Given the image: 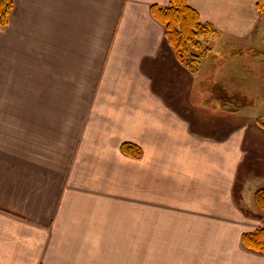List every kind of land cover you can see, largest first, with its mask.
Instances as JSON below:
<instances>
[{"label": "crops", "instance_id": "obj_1", "mask_svg": "<svg viewBox=\"0 0 264 264\" xmlns=\"http://www.w3.org/2000/svg\"><path fill=\"white\" fill-rule=\"evenodd\" d=\"M13 1L0 32V264H264L242 244L264 221L235 193L258 136L239 126L213 141L166 102L189 82L151 13L170 0ZM188 2L231 39L264 26L257 0Z\"/></svg>", "mask_w": 264, "mask_h": 264}, {"label": "rangeland", "instance_id": "obj_2", "mask_svg": "<svg viewBox=\"0 0 264 264\" xmlns=\"http://www.w3.org/2000/svg\"><path fill=\"white\" fill-rule=\"evenodd\" d=\"M204 23L212 24L208 21ZM212 25L218 33L202 41L207 53L196 69H189L179 63L175 56L179 68L184 72L183 76L188 75V91L184 97H176L177 94L172 92L174 96L168 94L172 98H167L166 102L173 104L174 112L189 119L192 132L212 137L210 139L213 141L218 142L231 129L239 126L258 136L250 141V146L242 153L235 193L244 210L264 221V214L252 206L256 191L264 188V128L259 125V121L264 123V26L256 36L254 34L247 42H241L229 38V34H225L215 24ZM0 32H3V28H0ZM224 34L227 39H224ZM232 66L240 70L235 72ZM227 68L231 71L224 79L229 80L231 85L223 88L243 91L247 99L254 102V106L240 107L238 103L242 101L232 94H229L230 97L219 92L221 87L218 86L224 85V82L218 81L216 75L226 72ZM180 94L184 95V91Z\"/></svg>", "mask_w": 264, "mask_h": 264}, {"label": "trees", "instance_id": "obj_3", "mask_svg": "<svg viewBox=\"0 0 264 264\" xmlns=\"http://www.w3.org/2000/svg\"><path fill=\"white\" fill-rule=\"evenodd\" d=\"M13 9V0H0V28L7 26ZM256 9L264 18V0L257 1ZM151 13L165 27L167 42L173 48L178 62L189 69H196L207 53L202 46V41L217 34V29L212 24L202 22L200 14L189 4L188 0H170L166 7L152 5ZM218 87H221L219 92L223 95L232 94L242 101L238 103L241 104L240 107L254 106V102L247 99L243 91H230L222 86ZM259 125L264 128L262 121H259ZM121 151L124 155L134 159H140L143 156V150L133 143H124ZM254 205L264 214V188L256 191ZM242 244L249 250L264 254V228L245 233L242 236Z\"/></svg>", "mask_w": 264, "mask_h": 264}]
</instances>
